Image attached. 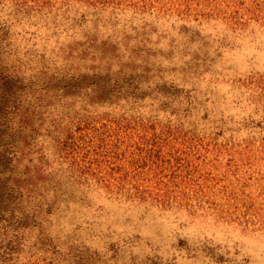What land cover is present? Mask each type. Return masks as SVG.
<instances>
[{"label":"trees","instance_id":"16d2710c","mask_svg":"<svg viewBox=\"0 0 264 264\" xmlns=\"http://www.w3.org/2000/svg\"><path fill=\"white\" fill-rule=\"evenodd\" d=\"M123 11L220 20L238 33L264 31V0H0V264H107L114 249L106 256L110 248L90 249L72 231L60 238L45 225L67 185L85 196L264 232V138L254 141L257 131L241 141L219 140L187 130L176 114L160 119L93 109L142 90L144 59L128 52L121 60L126 53L108 50L111 39L55 42L57 62L68 68L43 72L44 83L21 73L18 59L4 52L15 53L5 34L16 23L56 32ZM50 53L38 57L54 63ZM102 59V73L72 67ZM112 61L119 66L110 72ZM243 85L262 108L264 73ZM76 86L84 88L80 111L59 116L55 103ZM246 118L239 127L250 122L248 129H262L263 113L256 123Z\"/></svg>","mask_w":264,"mask_h":264},{"label":"rangeland","instance_id":"374dc122","mask_svg":"<svg viewBox=\"0 0 264 264\" xmlns=\"http://www.w3.org/2000/svg\"><path fill=\"white\" fill-rule=\"evenodd\" d=\"M87 18L56 32L16 23L5 34L15 53L4 52L18 59L21 73L44 83L40 77L47 74L43 72L68 68L57 62L55 42L67 43L71 37L111 39L108 50L126 53L121 60H127L128 52L138 60L144 59L142 65L147 70L139 77L142 90L122 92L113 103L115 107L104 104L93 109L142 117L156 115L160 119L177 117L187 130L219 140L230 137L241 141L249 137L248 131H257L256 142L264 138V120L261 130L248 129L251 117L256 123L260 114L264 115V106L259 108L251 102L253 94L243 85L245 78L264 73V31L253 28L252 32L238 33L220 20L128 11L105 19ZM42 49H46L45 54ZM48 52L56 59L54 63L38 57L43 53L44 60ZM78 62L72 64L78 71L102 73L107 68L104 59ZM118 66L112 61L110 72ZM122 69L129 72V67ZM136 71L140 74L138 68ZM74 88L65 94L63 103H55L59 116L80 111L84 88ZM136 98L139 102L134 101ZM240 118L249 122L244 128L239 127ZM57 204L45 223L49 231L60 238L74 233L80 244L100 252L110 248L106 256L114 249L107 264H264L263 231L189 218L179 211L144 209L96 193L85 196L68 185Z\"/></svg>","mask_w":264,"mask_h":264}]
</instances>
